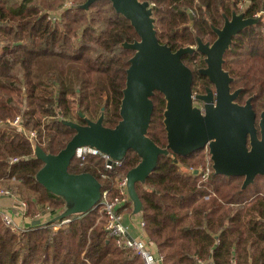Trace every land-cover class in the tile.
<instances>
[{"label":"trees","instance_id":"16d2710c","mask_svg":"<svg viewBox=\"0 0 264 264\" xmlns=\"http://www.w3.org/2000/svg\"><path fill=\"white\" fill-rule=\"evenodd\" d=\"M66 1L0 0V179L28 201L29 215L46 207L56 215L67 206L64 197L37 180L44 162L34 145L52 154L67 145L76 130L63 120L74 119V95L77 122L87 123L80 111L96 114L105 107L104 124L115 127L135 53L124 42L140 39L111 1L98 0L89 9L81 7L86 0H74L71 6ZM147 1L154 3L159 40L173 49L195 44L198 36L216 37L213 26H222L234 11L254 17L264 8V0H250L243 10L238 0ZM225 60L224 68L235 77L233 88L243 87L245 95L264 100V15L233 37ZM205 64L191 67L194 79ZM152 99L148 136L165 148L166 99L157 90ZM17 114L24 126L37 130L34 143L18 127L3 122ZM10 156L20 159L10 163ZM205 158L204 149L186 156L170 151L159 156L145 181L136 183L150 245L164 255L163 264H200V259L230 264L232 257L238 264H264V176L257 175L243 188V176L213 171L208 187H200L201 174L195 171ZM140 161L135 150H128L118 174L127 175ZM97 166H102L99 157L91 156L84 164L74 158L69 171L90 172L100 179ZM70 218L58 229L34 225L19 234L0 218V264H143L137 253L119 248L108 235L100 207Z\"/></svg>","mask_w":264,"mask_h":264},{"label":"water","instance_id":"95a60500","mask_svg":"<svg viewBox=\"0 0 264 264\" xmlns=\"http://www.w3.org/2000/svg\"><path fill=\"white\" fill-rule=\"evenodd\" d=\"M96 1L86 0L81 7L89 9ZM109 1L116 12L131 21L140 37L133 42H124V46L135 53L127 69L120 106L121 119L115 127H108L104 124L105 107H102L96 120L85 117L80 111L87 123L63 120L76 133L57 154L47 153L40 145L35 146V155L44 162L37 172V180L67 201L65 210L52 217L47 224L87 212L99 204L102 194L100 180L90 172L69 171L79 146L97 147L118 160L124 159L130 149L139 154L141 161L127 173L133 214L142 213L143 209L136 183L145 181L156 168L159 156L170 151L186 156L208 145L215 173L243 176V188L253 183L257 175L264 176V110L259 123L260 138L252 97L244 105L235 102L241 88L231 91L234 78L223 67L224 56L233 37L256 24L259 18L234 11L231 17L225 16L222 27H214L217 38L212 44L198 37L197 48L188 45L174 51L159 40L149 1ZM196 50L206 55L207 66L199 71L209 77L217 92L216 101L210 88L205 94L196 96L205 102L204 109L194 105L193 71L182 59L184 54ZM156 90L162 92L166 99L164 124L168 143L165 148L148 136L154 111L152 96ZM195 172L198 173V170ZM32 224L41 225V221L37 219Z\"/></svg>","mask_w":264,"mask_h":264},{"label":"built area","instance_id":"2783aa9c","mask_svg":"<svg viewBox=\"0 0 264 264\" xmlns=\"http://www.w3.org/2000/svg\"><path fill=\"white\" fill-rule=\"evenodd\" d=\"M249 1L250 0H238L237 6L240 10H243ZM150 5L153 7L154 3H150ZM263 15L264 8L255 13L253 18H260ZM5 121L22 130L23 134L31 142L34 143L37 139V130L24 126V121L20 114L8 116L3 120V122ZM35 146L36 145H34V148ZM205 151L208 156L207 162L198 169V173L200 172L201 174V179L199 181L200 187H208L206 185L209 184L210 177L214 171L208 145H206ZM91 156L99 157L102 160V166H97L101 179L99 180L102 184V194L97 206L100 207L101 216L105 219V228L108 235L114 238L119 248L137 253L141 257L143 264H163L164 255L159 251L157 246L150 245L145 236L146 222L140 217L138 223L134 224V214L130 211L132 208V200L127 188V175L120 176L118 174V168L122 165L124 159H113L110 154L90 145L77 147L74 158H77L81 164H84L88 162ZM19 159V156L9 157L10 163H15L19 161ZM191 170H194V168H191ZM209 190L212 194H215L213 189L209 188ZM3 198H8L10 200L9 206L2 205L1 201ZM48 208L49 207H46V210L41 209L33 215H29L28 201L16 194L11 187L5 185L4 179H0V218L11 232L19 234L23 231H27L31 226H34L32 223L37 219L41 221V225L37 226L48 225L47 222L55 216ZM128 212L130 222L126 223L125 215ZM70 220L71 218L69 216L49 224H52L54 229H58L61 225L70 222ZM133 229H137V235L132 233ZM199 261L200 264L206 263L202 259ZM230 264H238L237 259L232 257L230 259Z\"/></svg>","mask_w":264,"mask_h":264},{"label":"flooded vegetation","instance_id":"af4514ba","mask_svg":"<svg viewBox=\"0 0 264 264\" xmlns=\"http://www.w3.org/2000/svg\"><path fill=\"white\" fill-rule=\"evenodd\" d=\"M239 13V12H238ZM227 16V15H226ZM193 18V17H192ZM224 25V24H223ZM222 25V26H223ZM222 26H220V27H222ZM215 26H213V28H214ZM215 34H216V32H215ZM198 37H200V36H198ZM197 37V38H198ZM217 38V34H216V37L215 38H207V36L206 37H204V38H202V40L206 43V42H210V44H212L214 41H215V39ZM197 45H198V43H197V41H196V43L195 44H190V46H194V47H196L197 48ZM241 45H244V44H241ZM171 47V46H170ZM182 47H184V46H182ZM172 48V47H171ZM180 48V47H179ZM179 48H176V49H173L172 48V50H174V51H176V50H178ZM184 58V61L186 62V64H188L189 66H190V68L193 66V67H195L198 63H202V61H204V63H206V61H205V59H206V55H204L201 51H194V52H192V53H186V54H184L183 56H182V59ZM224 59H225V56H224ZM200 60V61H199ZM225 62H226V60L224 61V63H223V67H224V65H225ZM207 66V63L205 64V66L204 67H206ZM200 68H202V67H200ZM199 68V69H200ZM192 69V68H191ZM225 69V68H224ZM227 71H229L228 69H226ZM229 73H230V71H229ZM231 75V74H230ZM233 78H234V80L232 81V83H231V91L233 92V91H235L236 89H238V88H241V91H240V93H239V95H238V97L235 99V102H237V103H239V104H242V105H244L245 103H246V101H247V99L249 98V97H252V106H253V108H254V110H255V112H256V127H257V135H258V137H260L261 138V128H260V126H259V123H260V119H261V112L264 110H262L260 113H258L257 112V103H258V98L255 96V95H250V96H248V98L245 100V102L243 101V98H244V96H245V92L243 91V87H237V88H233V82L235 81V77L233 76V75H231ZM195 81V88H196V90L195 91H193V95H194V99H193V102H194V105H196L195 104V102H198V105H199V107L200 108H202V109H204V105H205V102L204 101H202L201 99H199V98H197L196 96L197 95H201V94H205L206 92H207V90H208V88H210V89H212V91H213V93H214V98H215V101H216V95H217V92H216V88H215V85L210 81V79H209V77L207 76V75H204V74H202V73H200V71H199V74H196V78L194 79L193 78V82ZM193 84V83H192ZM197 105V106H198ZM249 136H248V146L250 147V141H249ZM204 150H205V148H204Z\"/></svg>","mask_w":264,"mask_h":264},{"label":"rangeland","instance_id":"374dc122","mask_svg":"<svg viewBox=\"0 0 264 264\" xmlns=\"http://www.w3.org/2000/svg\"><path fill=\"white\" fill-rule=\"evenodd\" d=\"M75 3V1L74 0H68V1H66V3H65V5H68V6H71V5H73ZM152 3V2H151ZM159 28H160V25H159ZM215 38V36H211V35H207V38ZM233 64H236V63H233ZM251 95V94H250ZM250 95H248V94H246L245 96H244V98H243V101L245 102V100L248 98V96H250ZM253 95V94H252ZM72 103H71V106H72V111H73V113H74V119L73 120H75V121H77V116H76V112H77V110L79 109V106H78V100H77V96H72ZM263 99H261V101L259 100L258 101V103H257V112L258 113H260L263 109H264V104H263ZM195 104H196V106L198 105V102H195ZM199 106V105H198ZM260 107H262V109H260ZM101 112H102V110L100 111H98V113H96V114H93V113H90V112H88L87 113V115H85V117H87V118H90V119H92L91 117L93 116V117H95L96 119L99 117V115L101 114ZM106 113V112H105ZM98 116V117H97ZM96 119H94V120H96ZM43 120H46L45 118H43ZM206 152V151H205ZM210 156H211V153H210ZM207 153H206V158H205V162L201 165V167L203 166V165H205L206 164V162H207ZM213 162V161H212ZM200 167V168H201ZM12 183L13 182H15V179H13L12 181H11ZM8 186V185H7ZM8 187H10V186H8ZM140 217H141V213L140 212H138V213H135L134 215H133V220H134V224H137L138 223V221H139V219H140ZM125 222L126 223H129L130 222V218H129V216H127L126 217V220H125Z\"/></svg>","mask_w":264,"mask_h":264},{"label":"crops","instance_id":"0c3cea01","mask_svg":"<svg viewBox=\"0 0 264 264\" xmlns=\"http://www.w3.org/2000/svg\"><path fill=\"white\" fill-rule=\"evenodd\" d=\"M1 202H2V205H3V206H9V205H10V200H9L8 198H3ZM57 214H58V213H57ZM127 216H129V212L126 213L125 218H126ZM132 233L135 234V235H137V229H133V230H132Z\"/></svg>","mask_w":264,"mask_h":264}]
</instances>
